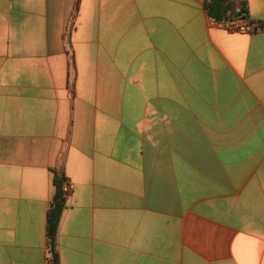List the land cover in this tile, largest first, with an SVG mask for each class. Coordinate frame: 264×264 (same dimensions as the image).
<instances>
[{
  "label": "crops",
  "instance_id": "crops-1",
  "mask_svg": "<svg viewBox=\"0 0 264 264\" xmlns=\"http://www.w3.org/2000/svg\"><path fill=\"white\" fill-rule=\"evenodd\" d=\"M76 1L0 0V264H46L55 174L58 264H264V0Z\"/></svg>",
  "mask_w": 264,
  "mask_h": 264
},
{
  "label": "trees",
  "instance_id": "trees-1",
  "mask_svg": "<svg viewBox=\"0 0 264 264\" xmlns=\"http://www.w3.org/2000/svg\"><path fill=\"white\" fill-rule=\"evenodd\" d=\"M240 11L236 12L235 3H226L223 0H207L204 3V8L207 15L217 23L225 25L228 21L236 17H246L247 7L245 2L239 4ZM78 8V0L76 1L70 28L73 27ZM65 178L62 175L55 174L53 183L55 193L51 202L50 210L47 216V237L50 245L49 257L53 264H58V255L55 248L56 235L60 224L61 216L66 209V195L62 190V185Z\"/></svg>",
  "mask_w": 264,
  "mask_h": 264
},
{
  "label": "built area",
  "instance_id": "built-area-1",
  "mask_svg": "<svg viewBox=\"0 0 264 264\" xmlns=\"http://www.w3.org/2000/svg\"><path fill=\"white\" fill-rule=\"evenodd\" d=\"M224 27L230 32H236L247 35L254 34L259 30L258 25L256 23L248 21L247 18H235L233 20L228 21L224 25ZM62 190L67 196L73 190V185L69 181L65 180L62 185ZM46 264H53L50 257L47 259Z\"/></svg>",
  "mask_w": 264,
  "mask_h": 264
}]
</instances>
